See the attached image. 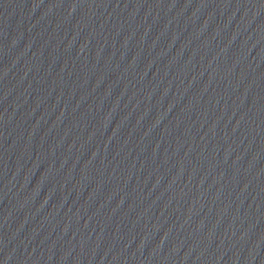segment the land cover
I'll return each mask as SVG.
<instances>
[{"label":"water","instance_id":"water-1","mask_svg":"<svg viewBox=\"0 0 264 264\" xmlns=\"http://www.w3.org/2000/svg\"><path fill=\"white\" fill-rule=\"evenodd\" d=\"M0 264H264V0H0Z\"/></svg>","mask_w":264,"mask_h":264}]
</instances>
